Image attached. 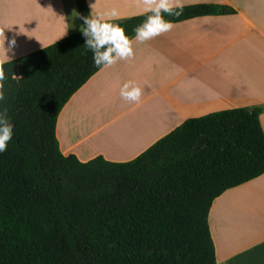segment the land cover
<instances>
[{"label":"trees","instance_id":"1","mask_svg":"<svg viewBox=\"0 0 264 264\" xmlns=\"http://www.w3.org/2000/svg\"><path fill=\"white\" fill-rule=\"evenodd\" d=\"M75 2L83 25L87 0ZM232 13L194 4L162 15L177 23ZM150 14L114 23L131 39ZM84 40L78 31L0 64V110L14 126L0 153V264H216L209 211L226 190L264 174L262 107L188 119L130 161L82 162L61 152L56 125L104 67Z\"/></svg>","mask_w":264,"mask_h":264},{"label":"crops","instance_id":"2","mask_svg":"<svg viewBox=\"0 0 264 264\" xmlns=\"http://www.w3.org/2000/svg\"><path fill=\"white\" fill-rule=\"evenodd\" d=\"M179 2L221 5L233 13L172 23L144 42L131 39L132 57L102 67L61 110L56 136L64 155L130 161L188 119L243 107H262L264 132V0ZM87 3H94L93 12L115 7L119 19L146 13L145 0ZM81 26L71 0H0V64ZM13 38L6 53L3 42L7 47ZM127 81L140 87L138 102L120 97ZM208 224L216 264H264V174L217 197Z\"/></svg>","mask_w":264,"mask_h":264},{"label":"clouds","instance_id":"3","mask_svg":"<svg viewBox=\"0 0 264 264\" xmlns=\"http://www.w3.org/2000/svg\"><path fill=\"white\" fill-rule=\"evenodd\" d=\"M94 3L89 5L92 11L87 16L82 17L83 25L80 28V32L85 38L83 45L87 50L91 51L92 61L96 66H108L117 59L132 57L131 39L144 42L163 32H167L173 25L170 21L165 20L162 13L179 16L183 11V5L179 0H176L174 4L172 0H145V11L151 14L147 15L145 20L134 28L135 35L130 39L125 34L123 27L112 22L115 19H119L120 13L118 10L113 7L104 12H93ZM15 43L14 38L8 41L7 47L4 46L3 42L6 53L12 51ZM7 57L10 59L8 55ZM6 79L5 71L3 67H0V101L5 98L4 82ZM119 95L125 101L138 102L141 96V89L132 81H127L120 87ZM13 127V123L7 116V109L0 110V153L7 149L8 141L13 136Z\"/></svg>","mask_w":264,"mask_h":264},{"label":"rangeland","instance_id":"4","mask_svg":"<svg viewBox=\"0 0 264 264\" xmlns=\"http://www.w3.org/2000/svg\"><path fill=\"white\" fill-rule=\"evenodd\" d=\"M72 4H73V7L75 6L76 10H77V5H76V2L75 0H71ZM115 20H113L112 22L114 23Z\"/></svg>","mask_w":264,"mask_h":264}]
</instances>
